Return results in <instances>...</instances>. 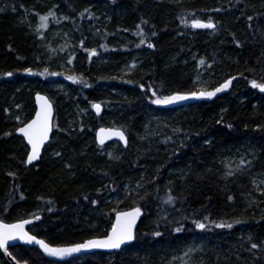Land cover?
Masks as SVG:
<instances>
[{
	"label": "trees",
	"instance_id": "16d2710c",
	"mask_svg": "<svg viewBox=\"0 0 264 264\" xmlns=\"http://www.w3.org/2000/svg\"><path fill=\"white\" fill-rule=\"evenodd\" d=\"M193 19L216 28L195 30ZM196 65L208 91L236 79L197 103L152 102L196 91ZM253 79L264 83V0H0V221L29 220V233L66 247L106 237L118 212L142 213L120 252L65 263L22 246L11 255L21 264H174L198 247L195 263L264 264V195L251 183L264 173V95ZM37 93L54 105V131L27 166L15 119L21 110L23 123L32 119ZM101 127L124 131L128 147H98ZM247 149L254 160L225 177L223 159ZM0 264H9L1 251Z\"/></svg>",
	"mask_w": 264,
	"mask_h": 264
},
{
	"label": "snow or ice",
	"instance_id": "6c2138e0",
	"mask_svg": "<svg viewBox=\"0 0 264 264\" xmlns=\"http://www.w3.org/2000/svg\"><path fill=\"white\" fill-rule=\"evenodd\" d=\"M87 11V9H85ZM213 11L219 12L221 11L220 8L213 9ZM83 15V13L81 14ZM49 16H54V13L52 11H49L47 15H40L39 20L41 21V27L46 28ZM247 19L250 21L253 19L252 16H248ZM185 25L187 26V21H183ZM143 23H146V21H143ZM192 28L195 29H215L216 24L212 22L211 19H208L207 22H203L199 19H193L190 25ZM139 28V25L137 26ZM141 36H143V32L141 31L139 33ZM155 35V33H153ZM140 44H144V40H140ZM139 47V45H137ZM239 46V44H237ZM149 48H152L153 45L151 43L148 44ZM92 56L96 55L95 50H91L90 53ZM71 62V61H69ZM200 64H204V60L200 61ZM29 74L31 73V69L27 70ZM47 71V70H45ZM8 75H11V73H8ZM51 75H57V73H51ZM68 79H71L73 83L80 82L75 77H68ZM236 79V77H232L228 80H226L223 84L216 87L212 91H208L205 89L199 90V92L193 91L187 94H174L170 96H165L163 98H158L156 100H153L152 102L155 104H172L177 101L181 100H187L190 98L195 99H201V98H207L211 99L212 97L216 96L217 93L225 91L229 85L232 83V80ZM251 87L257 88L261 92H264V83H260L257 80L253 79L251 80ZM87 86V85H86ZM155 95V93H153ZM37 102L40 104V110L35 113V118L32 119L28 123H23V126L19 127L17 131L23 135V137L27 140L28 145L31 146V151L27 155L26 163L31 164L33 160H36L39 158L40 149L44 145L45 141L48 139L49 132L52 129L51 124V116H52V104L48 101V99L44 96H41L37 94L36 97ZM19 107V105H17ZM93 108L96 110L97 114H99L101 106L100 104H93ZM17 120L20 118L17 117ZM219 122V121H218ZM231 127V125H229ZM107 133V135H105ZM7 135V133H6ZM112 136L118 137V139L122 142H124L125 146H127V139L123 131L119 129H100V134L98 135V140L101 145L105 143L106 139H110ZM56 155H60V153H56ZM109 157L111 158V153H109ZM116 159H119V157H116ZM68 167H71V165H68ZM107 173H105L106 175ZM231 175V173H228ZM9 175H14L13 173H9ZM261 194L264 195V190H261ZM21 199H23V196H21ZM87 199V197H85ZM174 197L169 195L167 199V203H172ZM232 197H229V200H231ZM91 203L95 204L97 201L93 200ZM141 215V209L139 207H135L131 211L128 212H118L116 214L115 223L111 226L110 233L104 237L103 239H90L85 241L84 243H78L75 245H72L70 247H54L50 246L48 243H46L43 239H37L34 235H29L28 232L25 231L24 226L28 223H31L29 220H22L19 223H13V224H6L3 222H0V249H4L7 251L8 242L11 240L20 239L25 241L26 243H36L39 245L43 251L51 257H57L60 259H63L65 257L71 256L74 253H79L81 250L86 249H119L121 245L125 244L126 242L132 241L134 239V232L133 229L136 225V221ZM36 219H40L39 216H36ZM205 219H208V217H205ZM242 221L237 220L236 223H241ZM196 224V227L200 230H204L206 225L204 223H201L199 221H194ZM213 224L216 228H228L231 229L233 227L232 223H225V222H215L213 221ZM182 229L180 227H177L175 229L176 232H180ZM154 235L160 236V232H155ZM251 240V237H249ZM260 245L252 242L251 243V249H257Z\"/></svg>",
	"mask_w": 264,
	"mask_h": 264
},
{
	"label": "rangeland",
	"instance_id": "374dc122",
	"mask_svg": "<svg viewBox=\"0 0 264 264\" xmlns=\"http://www.w3.org/2000/svg\"><path fill=\"white\" fill-rule=\"evenodd\" d=\"M213 35L208 34L207 37L211 38ZM192 56V55H191ZM190 56V57H191ZM194 84L196 88V92H199L201 89L207 90V83L208 81L205 79V73H203L199 69V65H196V70L194 72ZM185 100L177 101L172 104H159L160 106H181L185 105ZM158 105V104H156ZM19 117L20 119L17 120L18 123L22 124L24 122V112L21 110L19 113H17L16 118ZM256 157V153L252 149L247 150H241L236 152L235 154L228 155L226 158L223 159L222 165L224 168V176L225 177H232L238 173L241 172L243 165H247L248 163H251L254 158ZM228 173H231L229 175ZM251 183L254 187V190L258 195L261 194V190H264V173H258L255 176L251 178ZM253 203H256L257 200L253 199ZM198 247H195L191 250H186L179 258V261L174 264H202L201 262L195 263L193 253L197 251ZM44 257V256H43Z\"/></svg>",
	"mask_w": 264,
	"mask_h": 264
},
{
	"label": "water",
	"instance_id": "95a60500",
	"mask_svg": "<svg viewBox=\"0 0 264 264\" xmlns=\"http://www.w3.org/2000/svg\"><path fill=\"white\" fill-rule=\"evenodd\" d=\"M263 95H264V92H261ZM40 95V94H39ZM41 96H44V95H41ZM36 97H37V95L35 96V105H36V112L37 111H39L40 110V104L37 102V100H36ZM44 97H46V96H44ZM47 98V97H46ZM48 99V98H47ZM206 98H201V99H195V98H190V99H187V102H200V101H203V100H205ZM48 101H49V99H48ZM50 102V101H49ZM51 103V102H50ZM52 104V103H51ZM101 113V109H100V112H99V114ZM53 117H54V106H53V104H52V116H51V124H52V129H51V131L49 132V136H48V139L45 141V143H44V145L41 147V149H40V154H39V158L38 159H36V160H33L32 161V163L31 164H28L27 163V165L28 166H31V165H34V164H37L38 162H40V160H41V155H42V151H43V149L45 148V146L51 141V137H52V134H53ZM35 118V115H34V117H33V119ZM112 129V128H111ZM106 130H110V129H106ZM17 134L18 135H20V136H23L22 134H20L19 132H17ZM100 134V131L98 132V135ZM105 135H107V133H105ZM114 139H117V140H119L118 139V137H115V136H112L110 139H106L105 140V143L106 142H109V141H111V140H114ZM26 140V139H25ZM120 141V140H119ZM26 142H27V140H26ZM122 142V141H121ZM123 144H124V142H122ZM125 145V144H124ZM30 146V145H29ZM31 147V146H30ZM140 217H141V215L139 216V218L137 219V221H136V225H135V227H134V229H133V232H134V234H135V232H136V228H137V225H138V222H139V220H140ZM1 222V221H0ZM17 223H19V222H17ZM27 225L28 224H26L25 226H24V228H25V231L26 232H28L29 233V231L27 230ZM29 235H32L31 233H29ZM38 239V238H37ZM133 242V240L132 241H129V242H126L125 244H123V245H121V247L119 248V249H86V250H81L79 253H74V254H72L71 256H68V257H65V258H63V259H60V258H57V257H51V256H48L44 251H43V249L39 246V245H37L36 243H31V244H29V243H26L25 241H23V240H20V239H16V240H11V241H9L8 242V246H7V251H5L4 249H1V251H2V253L4 254V256H5V259L10 263V264H20V263H18L12 256H11V254H10V252L8 251V248L9 247H14V246H17V245H25V246H29V247H36V248H39L41 251H42V253L49 259V260H53V261H59V262H64V261H68V260H70V259H72V258H74V257H76V256H79V255H83V254H88V253H93V252H96V251H104V252H114V251H118V250H120L122 247H124L125 245H128V244H130V243H132ZM47 243V242H46Z\"/></svg>",
	"mask_w": 264,
	"mask_h": 264
},
{
	"label": "bare ground",
	"instance_id": "6f19581e",
	"mask_svg": "<svg viewBox=\"0 0 264 264\" xmlns=\"http://www.w3.org/2000/svg\"><path fill=\"white\" fill-rule=\"evenodd\" d=\"M193 29H195V28H193ZM195 30H200V31H206V30H212V29H195ZM260 93H261V91H260ZM37 94H40V95H44V96H46L48 99H49V97L47 96V95H45V94H43V93H37ZM36 94V95H37ZM262 94V93H261ZM35 95V96H36ZM263 95V94H262ZM35 96H34V104H35ZM205 100H207V98L205 99ZM49 101L51 102V100L49 99ZM204 101V100H203ZM52 103V102H51ZM185 103L186 104H193V103H196V102H187V100H185ZM53 104V103H52ZM54 106V105H53ZM101 106V105H100ZM35 108H36V105H35ZM93 111H94V114L97 116V117H101L102 116V113H103V107L101 106V113L100 114H97V112H96V110L93 108ZM35 113H36V111H35ZM35 113H34V115H35ZM34 117V116H33ZM33 117H32V119H33ZM54 117H55V108H54ZM54 117H53V131H54ZM31 119V120H32ZM30 120V121H31ZM29 121V122H30ZM28 123V122H27ZM23 126V125H22ZM21 127V126H20ZM19 128V127H18ZM17 128V129H18ZM17 129H16V132H15V135L16 136H18L19 138H21V139H23L24 140V142H25V144H26V146L28 147V154L30 153V151H31V147L28 145V143L26 142V140H25V138L23 137V136H20V135H18L17 134ZM100 129H111V128H105V127H101V128H99L98 130H97V132H96V143H97V145H98V147H100V148H103V147H105L106 145H108V144H112V143H118V144H120L123 148H127L128 147V138H127V136H126V134H125V136H126V139H127V146H125L121 141H119V140H117V139H114V140H111V141H109V142H106V143H104L103 145H101L100 143H99V140H98V132L100 131ZM112 129H114V128H112ZM120 130V129H119ZM122 131V130H121ZM124 132V131H123ZM52 136H53V134H52ZM51 140H52V137H51ZM51 143V141L45 146V148L49 145ZM45 148L43 149V151H42V155H43V152H44V150H45ZM42 155H41V157H42ZM39 163V162H38ZM27 164V163H26ZM35 165V164H34ZM28 166V165H27ZM32 166V165H31ZM141 217H142V213H141ZM141 217H140V219H141ZM116 219V218H115ZM140 221V220H139ZM2 222V221H1ZM18 222H20V221H18ZM4 223V222H3ZM15 223H17V222H15ZM114 223H115V221H114ZM6 224H8V223H6ZM13 224V223H12ZM29 224L30 223H28V225H27V228H28V226H29ZM138 224H139V222H138ZM137 227H138V225H137ZM137 229V228H136ZM111 231V230H110ZM110 233V232H109ZM134 236H135V234H134ZM39 239V238H38ZM100 239H103V238H100ZM133 241H134V239H133ZM133 243V242H132ZM132 243H130V244H128V245H125L124 247H122L120 250H118V251H114V252H104V251H96V252H93V253H88V254H83V255H79V256H76V257H74V258H72V259H70V260H68V261H71V260H73V259H75V258H79V257H83V256H89V255H92V254H94V253H106V254H113V253H116V252H120L122 249H124L125 247H127V246H129V245H131ZM50 245V244H49ZM17 246H22V247H25V248H33V249H37V250H39L40 251V253L45 257V259H47L48 261H51V262H56V263H65V262H68V261H64V262H59V261H53V260H49L43 253H42V251L39 249V248H36V247H29V246H25V245H17ZM17 246H14V247H17ZM51 246V245H50ZM14 247H9L8 248V251L10 252V249L11 248H14ZM66 247H70V246H66ZM0 251H1V249H0ZM1 253H2V251H1ZM3 254V253H2ZM10 254H11V252H10ZM3 256H4V254H3ZM12 256V255H11ZM5 257V256H4ZM13 257V256H12ZM14 258V257H13ZM15 259V258H14ZM16 260V259H15ZM7 261V260H6ZM17 261V260H16ZM8 262V261H7ZM18 262V261H17ZM9 263V262H8ZM19 263V262H18ZM10 264V263H9ZM21 264V263H20Z\"/></svg>",
	"mask_w": 264,
	"mask_h": 264
}]
</instances>
